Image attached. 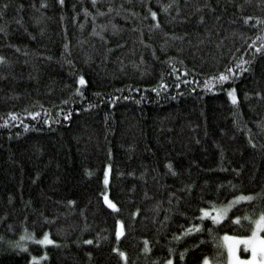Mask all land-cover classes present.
Returning <instances> with one entry per match:
<instances>
[{"label": "trees", "instance_id": "16d2710c", "mask_svg": "<svg viewBox=\"0 0 264 264\" xmlns=\"http://www.w3.org/2000/svg\"><path fill=\"white\" fill-rule=\"evenodd\" d=\"M0 55V264H227L264 213V0H0Z\"/></svg>", "mask_w": 264, "mask_h": 264}, {"label": "snow or ice", "instance_id": "6c2138e0", "mask_svg": "<svg viewBox=\"0 0 264 264\" xmlns=\"http://www.w3.org/2000/svg\"><path fill=\"white\" fill-rule=\"evenodd\" d=\"M59 2L61 4L64 3V0H59ZM93 3H96V0H93ZM5 7H7V5H5ZM167 5H165L163 7V11H167L168 10ZM109 10L111 11V6H109ZM179 10V9H177ZM149 14L151 15V17L153 19H155L157 17V12L153 11L151 8H149ZM133 15H135V13H133ZM201 19H203V17H201ZM248 18H245V22H247ZM160 22L159 20H156L155 24L153 25V27H160ZM117 26L113 25V28L115 29ZM260 48H257L256 51H260ZM6 61V57L0 55V63H3ZM240 63H247L246 61H240ZM232 71V69H228V72L230 73ZM219 80H228L230 79V76L225 74L224 72H221L219 77ZM79 82L81 84H84L85 78L83 76L79 77ZM209 87L211 85H208ZM215 90V89H213ZM77 91H79V89H77ZM228 96L231 98L233 104H235L237 102L238 97L236 96V92L234 88H229L228 92H227ZM257 95H260V93H257ZM9 115H11L13 118H16V114L15 113H10ZM30 115L36 116L37 113L33 112L30 113ZM7 122V121H6ZM169 168L172 167L171 163H169L168 165ZM108 171H105V175H104V183L107 184L108 183ZM104 201L105 203L112 209H116L117 205L116 203H114L112 200H110L108 198L107 193H104ZM235 200H251L252 196L250 195H240L237 197H234ZM72 203V202H70ZM231 207V203H229V205L226 206H221L220 208H215V212L216 215L212 217V219L214 221H219L221 219H223V217L225 215H227L228 212V208ZM201 211L205 214L208 215L209 210L208 209H201ZM248 219H252L251 217H246ZM235 221L239 222V220L241 219L240 217H234L233 218ZM254 227L251 230V234L247 235V236H231L228 235L227 233L224 234L223 240L226 244L227 250H228V264H264V235H261V231L264 230V213H261L259 215V217L255 218L253 221ZM118 223V227L116 229V236L120 237L123 232H124V227L122 222H117ZM197 228H199L200 226L197 225ZM27 231V230H26ZM23 239V238H22ZM27 239L32 240L34 239V237L29 234ZM39 244L41 245H47V244H55L56 241L52 240L49 236V234L47 232H45L42 236V238H39L37 241ZM243 242V244L245 245L246 249H250L251 250V255L247 258V259H241L238 255H237V245L239 243ZM14 247H20V248H27V245L20 243V242H12ZM85 243H92L91 240L85 241ZM114 251H119V254L121 257H124L125 260L127 259L126 257V253L123 251H120L119 249H114ZM89 255H91V253H89ZM218 256L222 255V253H217ZM44 256H47V252L44 253ZM181 256H183V253L181 254ZM33 260H37L40 259V257H36L33 256L32 257ZM165 264H173V260L171 258H169L168 260H166ZM203 264H213V262L210 260V258L208 256H205L203 258ZM215 264H220L219 260L215 261Z\"/></svg>", "mask_w": 264, "mask_h": 264}, {"label": "rangeland", "instance_id": "374dc122", "mask_svg": "<svg viewBox=\"0 0 264 264\" xmlns=\"http://www.w3.org/2000/svg\"><path fill=\"white\" fill-rule=\"evenodd\" d=\"M226 245V244H225ZM227 248V247H226ZM240 248H243L245 251H247V255L246 256H244V257H242V256H240V254H239V249ZM237 255L241 258V259H247L250 255H251V250L250 249H246V247H245V245L243 244V242H241V243H239L238 245H237ZM227 264H228V262H227Z\"/></svg>", "mask_w": 264, "mask_h": 264}]
</instances>
